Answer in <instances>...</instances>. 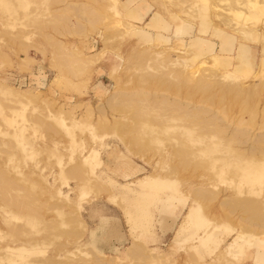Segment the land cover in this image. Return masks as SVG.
<instances>
[{
	"label": "rangeland",
	"instance_id": "obj_1",
	"mask_svg": "<svg viewBox=\"0 0 264 264\" xmlns=\"http://www.w3.org/2000/svg\"><path fill=\"white\" fill-rule=\"evenodd\" d=\"M139 89L204 113L157 105L138 146L118 102ZM262 138L264 0H0V264H264V206L235 203L264 201ZM91 204L120 221V254L89 241Z\"/></svg>",
	"mask_w": 264,
	"mask_h": 264
},
{
	"label": "bare ground",
	"instance_id": "obj_2",
	"mask_svg": "<svg viewBox=\"0 0 264 264\" xmlns=\"http://www.w3.org/2000/svg\"><path fill=\"white\" fill-rule=\"evenodd\" d=\"M242 3V2H241ZM244 3V2H243ZM70 9H72V10H76V12H78V11H80V7H75V8H71V7H68V10H70ZM82 9V8H81ZM153 19V18H152ZM153 20H155V18L153 19ZM153 20H151V21H153ZM156 21V20H155ZM154 21V22H155ZM151 24H153V23H151ZM77 30H79V29H77ZM81 32V31H80ZM79 32V33H80ZM59 45V44H58ZM60 47V46H59ZM59 50H61V48L59 49ZM61 54H62V50H61ZM60 54V55H61ZM63 54H65V53H63ZM99 54V53H98ZM97 54V55H98ZM58 55H59V53H58ZM59 55V56H60ZM69 56L70 57V54H66V56ZM142 56V57H141ZM141 56H139V59H144L145 57H146V54H141ZM61 57V56H60ZM63 60H64V57L62 56L61 57ZM95 58H96V55H95ZM94 57H93V59H95ZM100 57H98V59H99ZM65 59H66V57H65ZM68 59H70V58H67V61L65 62V63H63L62 62V60H61V64H59L58 63V61H56L55 63H57V64H54L56 67H57V65H59V66H61L60 68L64 71V72H67V73H72V75H75V74H78V71H77V69H73V67L74 66H72L73 65V63L71 64L69 61L70 60H68ZM92 59V58H91ZM90 59V61H92ZM58 60V59H57ZM59 60V61H60ZM96 60H97V58H96ZM65 61V60H64ZM72 61V60H71ZM90 61H89V63H90ZM99 61V60H98ZM68 62V63H67ZM96 61L94 60V61H92V63L94 64ZM161 62V61H160ZM88 63V64H89ZM157 63H159V62H157ZM71 64V65H70ZM55 66H53L54 68H55ZM72 66V67H71ZM59 69V67H57V69H56V71ZM155 69V68H154ZM61 70V71H62ZM60 71V69L58 70V72L59 73H63V72H61ZM57 72V73H58ZM66 74V73H65ZM64 74V75H65ZM67 75V74H66ZM59 76H61L62 77V75H59ZM57 77V76H56ZM65 77V76H64ZM77 77V76H76ZM56 79V78H55ZM62 79V78H61ZM63 79H65V78H63ZM59 81H60V79H58ZM58 80H54V82L55 81H57V83H58ZM191 80V79H190ZM64 81V80H63ZM65 81L66 82H69V83H67V84H64V85H68V84H70V86H72L71 84V82H70V80H66L65 79ZM56 83V82H55ZM54 84V83H53ZM52 84V85H53ZM59 85H60V82L58 83ZM56 86V85H55ZM70 86H67V88H74V87H70ZM74 86V85H73ZM72 90H74V89H72ZM138 91H141L140 89L138 90ZM148 92V91H147ZM150 94V93H149ZM114 96H116L117 97V93L116 94H114ZM114 96H113V98H114ZM120 96V95H119ZM115 97L116 99H118V100H116L115 99V101L117 102V101H119L120 100V97ZM127 95H125L124 97H125V99H124V97L122 96L121 97V99H122V101L120 102H118L117 104L119 105V109H116V110H119V111H121V110H123V112H124V110H129V112L131 113V115L133 116V118H134V120H135V127H134V134H133V139H132V141H134V143L136 144V145H138V146H141V145H146L143 141H144V135H141V134H145V131H147L146 129H148V132H149V130H150V128H151V121H154L155 122V124L159 127L161 124H163V123H161L162 122V118H164V117H162V115L161 114H163V115H165L166 114V112L167 111H165V112H162V113H159V110L157 111V113H159V115H157V113H156V106L157 105H159L160 107L159 108H162L161 106L162 105H164L163 107L166 109V110H169V111H172V113L174 114V116H173V114H171L170 113V115L173 117V119H175V120H178V119H176V118H181V119H186V120H188V121H190V118L192 119V120H194V121H197L198 119H199V117H201L202 115H203V113L204 112H202L201 111V109L199 110V109H194V110H187V108H186V110L184 109L185 107L183 106V105H180L179 103H174V102H169V100L167 101V99H163L162 97H160V101L158 100V102H160V103H157L156 101H157V97H151V95H150V97L151 98H155V99H151L150 97H149V95H147V93H145V90H144V92H137V93H134V94H129L127 97H126ZM112 97H110V99H111ZM110 99H109V101H110ZM114 99H112L111 101H113ZM108 102V104L110 103V104H113L112 102ZM116 102H114V105H115V103ZM174 103V104H173ZM116 104V106L115 107H117L118 105ZM113 105V106H114ZM111 106V105H110ZM183 106V107H182ZM114 107V108H115ZM110 108H112V107H110ZM113 108V109H114ZM152 108H153V110H154V113L156 114V116H160V117H162V118H156V116L154 117V118H150V113H149V109L150 110H152ZM155 108V109H154ZM158 108V107H157ZM115 110V111H116ZM164 111V110H163ZM103 112V111H102ZM118 112V111H117ZM153 112V111H152ZM151 112V113H152ZM160 112H161V110H160ZM165 113V114H164ZM119 114H121L120 112H119ZM168 114V113H167ZM178 114H179V117H178ZM169 115V116H170ZM166 116V115H165ZM175 116H176V118H175ZM105 117V116H104ZM103 118V117H102ZM166 118H168V117H166ZM170 118V117H169ZM168 118V119H169ZM106 119V118H105ZM163 120H165V119H163ZM174 121V120H173ZM211 121V120H210ZM104 122V121H103ZM165 122H167V120H165ZM168 122H171V123H173L172 122V118H170L169 120H168ZM176 122H178V121H176ZM217 122V121H216ZM174 123H175V121H174ZM207 125H214V124H212L211 122H209V120H207L206 122H205ZM105 124V123H104ZM167 126V125H166ZM171 126V125H170ZM161 128V127H160ZM163 129H166V127H164ZM168 129V128H167ZM220 129V128H219ZM163 131V130H162ZM147 132V134L149 135V133ZM165 132V131H164ZM218 132V131H217ZM235 132V131H234ZM221 134V133H220ZM219 134V135H220ZM233 134H235V133H233ZM238 134V133H237ZM241 134H244V132L243 133H241ZM232 135V134H231ZM239 135V134H238ZM143 136V137H142ZM230 136V135H229ZM234 136H236V134L234 135ZM237 137V136H236ZM231 139V138H230ZM234 139V138H233ZM232 139V140H233ZM236 139V138H235ZM263 139V138H262ZM227 140H229V139H227ZM192 141H194V140H192ZM227 142V141H226ZM236 142V141H235ZM144 143V144H143ZM180 143V142H179ZM256 143V142H255ZM259 144H260V146L259 147H261L262 148V151L261 152H256V150H259V149H257L256 147H251V152L253 153V152H255L256 153V156H258L259 154L261 155V153L264 151V139H263V141H259L258 142ZM226 144V143H225ZM255 145H258V144H255ZM230 146V145H229ZM191 147L189 146V145H187L186 143H184V142H182L181 141V143L179 144V146L177 147V154L183 159V163H187L186 165L187 166H190V164L188 165V163H192V161L191 160H193V159H195L196 157H195V155H193V153H194V151L193 152H191V150H193L192 148L190 149ZM240 153V152H239ZM191 155H193L194 157H190ZM238 156H242V154L240 153V154H237ZM255 155V154H254ZM253 155V156H254ZM91 157L93 156V155H90ZM250 156H252V154L250 155ZM87 158V157H86ZM85 158V159H86ZM191 161V162H190ZM195 162H196V160H194ZM198 161V160H197ZM200 163H203V162H199L198 161V163H195L194 164V162H193V164H194V166H196V164H198V166H201L200 165ZM185 165V166H186ZM198 166H196V167H198ZM191 167V166H190ZM192 167H193V165H192ZM195 167V168H196ZM189 168V167H188ZM1 171V170H0ZM2 172V171H1ZM3 174H4V177H5V180H6V176H5V173L3 172V173H0V176L2 177L3 176ZM0 177V181H3L4 180V178H3V180H2V178ZM108 178V177H107ZM108 179H110V178H108ZM110 181V180H109ZM11 183L12 182H7V181H3V185H5L4 186V188H9L10 186H11ZM152 182H151V179L148 177V176H144L143 178H141V179H139L137 182H136V184L137 185H140V187H141V185L143 184L144 186H151L152 184H151ZM264 184V183H263ZM262 184V182H261V187L262 186H264ZM124 187V186H123ZM126 188V187H125ZM146 188V187H145ZM141 192H143V190L141 191ZM144 193H145V191H144ZM144 193H138L137 195L140 197V198H142L145 194ZM25 197V196H24ZM30 197V196H29ZM25 198H28V197H25ZM33 198V197H32ZM139 198V199H140ZM33 199H35V198H33ZM249 199V198H248ZM238 200L239 202H235V201H233V202H235L237 205H238V208L240 207V208H243V209H245V210H250L251 212H252V216L254 217V218H256V219H259V216H258V214H254L257 210H258V208L260 209V208H263V202L264 201H262V200H258V199H256V200ZM36 200H37V198H36ZM28 204L27 205H29L30 206V203L28 202L29 200L27 199V200H25ZM30 201H32L31 199H30ZM136 201V200H135ZM139 202H140V200H139ZM22 203V202H21ZM137 203H138V201H137ZM234 204V203H233ZM236 204H234L233 205V207L236 205ZM26 205V206H27ZM20 206H22L21 204H20ZM36 208H38V207H36ZM195 208V207H194ZM193 210V208H191L190 209V211H188V213L190 214L189 216L191 217H189V216H187V218H185V220L187 219V220H190V219H192V213L194 212V211H192ZM258 211H260V210H258ZM188 213H187V215H188ZM260 213V212H259ZM260 215V214H259ZM188 217H189V219H188ZM260 218H261V215H260ZM262 218L264 219V216H262ZM260 220V219H259ZM262 220V219H261ZM263 222H264V220H262ZM185 222L186 221H184V224H185ZM188 222L189 221H187V224H188ZM191 223V222H190ZM183 224V223H182ZM187 224H185V225H187ZM187 227V226H186ZM183 228V227H182ZM180 229L181 230V232L182 231H186L185 229L183 230V229ZM183 232V233H184ZM239 233V232H238ZM237 233V234H238ZM243 233V232H242ZM241 234V233H240ZM240 234H238V235H236L237 236V238L235 237V240H234V243L233 244H235V243H237L238 242V239L239 238H241V237H243V239H244V233H243V235H240ZM201 236H202V234H201ZM205 236H206V233H205ZM179 237V236H178ZM203 237V236H202ZM198 238V237H197ZM240 240V239H239ZM203 241H205V239L203 238ZM202 241V242H203ZM201 242V241H200ZM37 243V242H36ZM232 244V245H233ZM136 245V244H135ZM135 245H133L132 247H135ZM239 245V244H238ZM28 246L29 245H27L26 243H21V244H17V245H7V246H5L4 247V250L6 251V252H9V253H13V252H17V251H24V250H26L27 248H28ZM132 247H130V248H132ZM139 247V246H138ZM138 247H135V248H137L138 249ZM130 248H129V250H130ZM133 249V248H132ZM130 250V252L132 253V251L133 250ZM128 250V249H127ZM128 250V251H129ZM139 250V249H138ZM141 250V249H140ZM128 251H127V255L130 257V253L128 254ZM137 251V250H136ZM136 251L134 250V253H136ZM140 253L141 252H139V254L138 253H136V255H138V256H140ZM95 255V254H94ZM134 255V254H133ZM136 255H134V256H136ZM90 257V256H89ZM95 257V256H94ZM133 257V256H132ZM259 257V256H258ZM260 258V257H259ZM50 259V258H49ZM97 258L95 257V259L94 260H96ZM100 259V258H99ZM103 259V258H102ZM87 260V259H86ZM91 260H92V258H91ZM88 261L89 263H96V261ZM98 260V259H97ZM114 260H116V259H114ZM52 261V260H51ZM101 261V260H100ZM100 261L98 260V263L100 264ZM50 262V261H49ZM111 262V261H110ZM109 262V263H110ZM104 264H105V262H103ZM102 263V264H103ZM112 263V262H111ZM115 263V262H114ZM114 263H112V264H114ZM31 264H38V263H31ZM107 264V263H106Z\"/></svg>",
	"mask_w": 264,
	"mask_h": 264
},
{
	"label": "crops",
	"instance_id": "obj_3",
	"mask_svg": "<svg viewBox=\"0 0 264 264\" xmlns=\"http://www.w3.org/2000/svg\"><path fill=\"white\" fill-rule=\"evenodd\" d=\"M86 208L90 211V222L92 226L88 234L89 241L95 242L98 249L104 254L115 255L120 254L131 240L124 233L118 218L111 213H100L101 208H107L104 205L91 204ZM94 210L99 212H94Z\"/></svg>",
	"mask_w": 264,
	"mask_h": 264
}]
</instances>
